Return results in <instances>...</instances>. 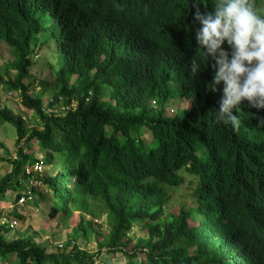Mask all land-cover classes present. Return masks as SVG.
I'll list each match as a JSON object with an SVG mask.
<instances>
[{"label": "trees", "instance_id": "trees-1", "mask_svg": "<svg viewBox=\"0 0 264 264\" xmlns=\"http://www.w3.org/2000/svg\"><path fill=\"white\" fill-rule=\"evenodd\" d=\"M212 1L197 7L206 10ZM253 4L257 10L259 0ZM194 11L192 0H0V44L14 57L5 67L0 61V82L19 92L39 122L27 127L0 106V121L16 127L18 147L17 159L8 160L11 171L0 172V198L30 189L36 201V195L50 201V220L80 213L69 226V251L48 252L26 232L9 238V223L0 224V264L12 256L17 264H95L96 254L76 245L81 237L96 240L99 251L123 253L126 264H250L254 257L264 264V166L252 162L264 161V135L252 126L216 125L200 100L179 121L166 115L172 91L192 90L190 77L173 76L190 69L179 64L190 65L194 55ZM43 34L56 44L49 49L55 79L39 82L32 94L25 80ZM144 128L154 147L142 140ZM32 141L41 160L26 152ZM197 142L208 149L205 161L193 153ZM2 149L0 143V166ZM34 162L60 165L53 175L34 174L45 192L29 186L26 166ZM185 166L199 175V188L193 205L184 199L174 213L171 191ZM214 205L233 229L212 221L221 215ZM19 208L12 206L11 215L25 220ZM103 216L107 232L95 228ZM190 218L199 225L191 228ZM194 242L199 249L188 258L185 245Z\"/></svg>", "mask_w": 264, "mask_h": 264}, {"label": "clouds", "instance_id": "clouds-1", "mask_svg": "<svg viewBox=\"0 0 264 264\" xmlns=\"http://www.w3.org/2000/svg\"><path fill=\"white\" fill-rule=\"evenodd\" d=\"M202 2L203 0H192L193 7L195 8L192 15L194 55L190 60V65L179 64L180 67H189L190 69L179 73V77H175L177 74L173 76L178 80H181L180 76L184 79L190 77L192 90L189 92L181 91L180 93L177 90L172 91L171 98L165 104L166 115L173 117V114L177 112L176 108L171 107L169 109L167 106L170 102L174 101L175 92L180 96L184 107L183 117L184 112L194 109L200 100L202 108L206 107L216 125L227 126L232 128L233 131L252 126L258 128L264 135V0H259L257 10L254 7L253 0H213L211 6L203 11L197 7ZM40 45L35 48L36 53L32 56L33 59H38L40 56V51H38ZM173 65L178 66L176 62ZM207 65L209 68H207ZM0 88L3 89L1 82ZM12 92L19 94L17 91ZM105 100L109 99L106 98ZM155 102L152 100L153 106H156ZM76 105L73 101V107H76ZM202 115L206 118L208 112L203 110L200 116ZM22 118L26 122L32 118V115L26 113ZM23 145L24 142H21L20 147ZM198 145L205 148V152L207 153L206 158L203 159L198 155ZM193 149V153L200 160L205 161L208 158V149L202 142L193 144ZM41 158L38 160H41ZM11 159H17V152ZM252 162L257 166H264V161L262 160H252ZM32 164L31 166L35 165L34 163ZM189 167L192 168L191 162L188 163ZM182 170L185 172H182L181 176L178 175L182 183L184 181L183 177L186 175L197 179V184L192 190L186 188L193 198V194L196 195L199 188L200 177L198 174L195 175L188 171L187 166ZM7 171H11V163L10 170ZM0 172L2 173V171ZM37 183L40 189L41 184ZM26 191H16L15 199H17V205L36 203L34 197L26 203H19L20 197ZM36 198L38 199L39 197ZM191 205H193V202ZM214 206H216L218 212L221 214V206ZM9 207L12 208V205ZM1 211L2 218L0 217V224H2L3 218L7 220L15 219L12 216H7L5 211ZM210 218L213 222L217 220L226 230L233 229L229 220L223 216V211L221 215ZM190 221L197 224L192 226ZM188 223L191 228L199 225L198 221L191 218L188 220ZM14 230H11V232ZM76 245H78V241ZM70 249L66 250L69 251ZM185 249V255L189 258L192 255L196 256L199 246L197 242H194L189 247L185 245ZM81 250L83 249L81 248ZM96 256L94 258L95 264L97 262ZM142 256L144 257L143 254H140V259ZM250 264H262V260L254 257Z\"/></svg>", "mask_w": 264, "mask_h": 264}, {"label": "rangeland", "instance_id": "rangeland-1", "mask_svg": "<svg viewBox=\"0 0 264 264\" xmlns=\"http://www.w3.org/2000/svg\"><path fill=\"white\" fill-rule=\"evenodd\" d=\"M40 41V48L38 51H40V56L38 59L33 60V65L30 70V76L25 80V82L29 85L30 91L32 94H37L41 90V86L39 82H53L55 79L53 76V71L50 67H52L49 62L51 55L49 52V49L51 47H55V41L50 38L48 34H43L39 36ZM13 54L11 53L10 49L5 44H0V61L1 65L5 67L8 62H11L13 60ZM33 59V58H32ZM16 72L14 70H8L9 75H14ZM75 81V77L72 78V82ZM10 91H4V89L0 88V106L1 108H8L13 113L18 115H26V113H29L32 115V118L26 121L27 127H34L39 126L38 119L35 118L33 112L25 109L21 102V98L18 93L11 92ZM48 97V96H47ZM46 97V98H47ZM44 100V105H48L47 102L50 101L51 97H48L47 100ZM174 101L170 102L167 106L170 109L171 107L176 108L177 112L173 114V117H175L177 120H180L183 117V104L180 99V96L177 95V93L174 92ZM141 138L146 143L149 144L152 139L153 135L150 130L148 129H142L141 130ZM17 140V130L16 127L8 122H2L0 121V143L4 144V149L1 150L2 156L6 159V161H3L4 165L0 167V171L4 173L6 170H10V162L8 161L9 158L14 156L18 150V147L16 145ZM31 145V149L27 150L26 152L30 153L33 158L39 159L42 157V154L36 144V141H32L29 143ZM150 147H154L155 144L150 143ZM148 149V148H147ZM198 155L202 157L203 159L206 158L207 153L205 152V148L198 145ZM36 162H34L35 164ZM33 165L30 163L28 166ZM60 165L56 167H50V168H43L42 173H47L49 175H53L58 169ZM48 170V171H47ZM185 172L184 170H181L178 172V174L181 176V173ZM184 181L178 186H174L173 190L171 191V204L169 206V210L172 212H178V207L176 206V203H179L183 201L184 199H187L188 201L193 200L192 196L187 192L186 188L188 190H192L193 187L197 184V179L193 176L186 175L183 177ZM38 183L32 179V181H29V186H35ZM26 185V184H25ZM45 188L43 186V183H41V187L39 189L40 192H45ZM178 190H184L178 191ZM4 198H0V209L6 212L7 216L11 215L12 208L4 205L6 202H10L12 206H19V210L26 215L25 220H20L18 227L10 232L8 234L9 238L18 236L19 232L23 234L22 232H26L25 234H28V236L33 237L34 240L37 243L42 244L46 247V250L48 252H57L59 250H66L64 249L65 243L68 241L69 237H71V233L68 236L70 225L76 226L80 219V213L76 212L70 221L61 215L56 220H50L47 215L49 212V203L44 202L42 200V197H39L35 202L27 203L25 205H16L14 203L15 201V195L16 191L11 190ZM38 197V196H36ZM189 197V199H188ZM12 201V203H11ZM43 201V202H42ZM4 202V203H2ZM26 203V202H25ZM192 202H190V205ZM10 213V214H8ZM89 220L91 219V216H87ZM52 221V222H51ZM95 222V228L102 232L108 231V226L106 224V217L103 216L101 220H94ZM190 224L192 226L196 225V222L190 221ZM69 227V229H68ZM141 235L147 236V232L143 231ZM78 246H80L83 250H87L90 253L97 254V262L96 264H126V258L123 255V253H111L107 251L106 249L99 251V247L97 245L96 240H92L89 243L85 240V238H79L78 239ZM1 264H17L15 256H12L7 261L1 263Z\"/></svg>", "mask_w": 264, "mask_h": 264}, {"label": "built area", "instance_id": "built-area-1", "mask_svg": "<svg viewBox=\"0 0 264 264\" xmlns=\"http://www.w3.org/2000/svg\"><path fill=\"white\" fill-rule=\"evenodd\" d=\"M43 171V166L41 163H36L34 166H27L26 167V173L32 176V179L34 177L33 174L35 173H42ZM32 179L30 181H32ZM33 198V194L32 191L30 189H28L25 193H23V196L20 197L19 199V203H25L29 200H31ZM9 223V227L11 228V230L16 229V227L18 226V220L17 219H11V220H7L6 218H3V220L1 221V223Z\"/></svg>", "mask_w": 264, "mask_h": 264}, {"label": "crops", "instance_id": "crops-1", "mask_svg": "<svg viewBox=\"0 0 264 264\" xmlns=\"http://www.w3.org/2000/svg\"><path fill=\"white\" fill-rule=\"evenodd\" d=\"M9 191H11V190H9ZM9 191H8V192H9ZM8 192H7V193H8ZM2 203H4V202H2ZM4 205L10 206L11 204H10V202L7 201L6 204L4 203ZM3 212H4V211H3ZM60 216H61V215H60ZM60 216H59V217H60ZM59 217H58V218H59ZM55 220H56V219H55ZM51 222H52V221H51ZM68 222H69V221H68Z\"/></svg>", "mask_w": 264, "mask_h": 264}]
</instances>
